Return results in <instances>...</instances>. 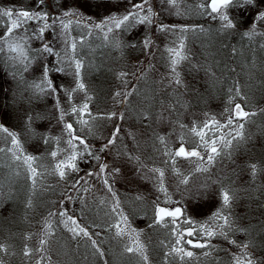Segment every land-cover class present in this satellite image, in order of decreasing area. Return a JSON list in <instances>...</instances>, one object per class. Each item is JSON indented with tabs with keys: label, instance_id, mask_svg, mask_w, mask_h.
Masks as SVG:
<instances>
[{
	"label": "rangeland",
	"instance_id": "374dc122",
	"mask_svg": "<svg viewBox=\"0 0 264 264\" xmlns=\"http://www.w3.org/2000/svg\"><path fill=\"white\" fill-rule=\"evenodd\" d=\"M15 1H19V3H21L20 5L25 3L29 8L28 11L30 12H47L49 14V17L51 18H55L57 16L62 17L63 13L65 11H68L70 13L77 14L79 17H82L83 20L79 24H77V22L73 20V23L66 31L61 28L59 20L56 21L55 25H52V19H49L47 21L39 20L29 22L27 25H25V27L28 29L26 33L22 28L19 29L18 32L15 33V35L24 36L25 39L24 41H22V43L26 42V54L32 57H36V59H33L31 61L27 71L23 70V63H27V61H24L22 63V58L18 53L14 59L12 58L13 61L9 57L10 61H12L14 64L8 71H6V69L4 68L5 63L1 64V66L4 67L1 69L0 73V102L3 100V102H1L2 104L0 103V125H3V127L7 128L10 132L16 134V137L20 142V149H15V147L11 144V138L8 137L7 133L3 132L2 130H0V148L13 149V151L16 152V155L19 156L27 155L36 157L37 159L34 161L33 167L37 169L38 175L36 176L35 186H33L31 174L28 171L27 166L23 163V159H15L13 157V152H0V186H2V188L6 187L3 190L4 193L7 190L9 191L8 199L4 200L3 195V201H0V229L5 228L3 229L4 233H2L3 237L0 238V245L3 246V250H0V256L9 255L11 258L16 255V261H14L13 264H23L22 259L28 261L26 264H29V261L31 262V264H37V261H40L41 264H48V262H44V259L49 260V264H133L131 263V252L125 251V246L132 247L133 249H137L138 245L143 246L144 242L140 236V232L143 226V222H141V219L144 220V217L148 215L144 214L145 216L142 215L141 217L136 216V213H134L133 210L141 209L143 212L145 208H148V205L140 199L138 192L152 189V178L154 176L152 175V173L146 175L148 167L150 170L159 168L157 167V165L145 164L141 160H138V155L133 156L130 145H126V142L124 141V134L121 131V128L115 144L113 146H110V148L108 150H105L104 152L100 151V148L107 142V140L112 138V133L113 131H115L118 123V118L116 116L112 119H107L106 116H97L96 119H93L92 116L86 114L83 116V119L89 122V125H91V128H89L88 126L80 123L79 118L76 115L72 114V106L82 105L86 101V95L88 97H91L93 96L95 90H98L99 92H101L102 90L101 86L97 82L95 83V77H93L92 75L89 76V72L92 69L88 68L86 71L85 67H93L100 64V66L104 65L105 67L114 69L116 65H118L120 62L125 61V59L127 58L129 60V63H138V68L143 69L141 70L142 72L149 69L150 66L153 65L156 56H158L165 63H170L168 59L169 54L167 52V49L178 48L180 42L183 41L184 49L188 54H190V49L197 50L196 48L203 47L201 52L197 55H203L202 67L205 68L202 71L199 69L197 75L201 78H208L212 75V71L209 69L212 64L215 66L220 63V61H218L219 57L216 55V49L219 46L216 34L219 32H224V34L237 39L238 36H240L241 34H245V32H249L250 29H247L246 26H244V28L243 26L237 27L238 29H236V32L234 31V27L236 26L225 29L222 26L224 22L219 18V16L211 13L210 9L205 11L201 7V5L204 3V0H177L179 11H177L176 8H172L170 10L169 5L162 4L161 0H149V3L156 12V15L152 17V23L150 25L140 24L139 26L141 43L143 44V46L140 45L139 48L141 49V51L138 54L139 57L137 60H134L135 58L133 55L130 58V55L126 57L125 53L129 51V48H132V45L129 44L132 32L129 29L124 32L114 30L113 33H108V38L105 39L107 28L96 29L94 25L103 21L106 17H109L111 15L122 17L128 10L131 9V4L139 3L140 0H131V3L129 2V0H44V3L42 5L36 3L35 0ZM12 2L13 0H0V9L8 10L9 6H12L14 4ZM12 9L14 10V8ZM14 11L19 12V10ZM259 11H264V0H255V3L251 5L250 12L246 16L249 26L254 23V18ZM225 14L230 17L234 25L237 24L236 18L239 20L240 18L244 17L241 11V7L237 6L228 8ZM214 16H216V18H213ZM14 18L15 15L13 16V19ZM67 21L68 18L65 17L64 22L67 23ZM45 23H48L52 26L45 30L43 39L41 40L32 38L31 40H28V37L32 36L33 31L38 30L40 27H43ZM161 23L170 26L175 25L176 29L175 31L170 32L157 31L156 26ZM181 28H187L188 30L189 28L197 29L196 31L198 32V34L194 37H191L189 35L186 36L184 33L181 34ZM256 28L258 29V32H262L264 31V24L256 22ZM4 30L6 29L4 28ZM260 35L261 34H259V36ZM146 39H150L152 42L147 48L144 44ZM65 40H67L68 42L67 45L65 44ZM116 40L120 42L119 47H116L114 44ZM199 40L201 41V44H199ZM254 41L250 42L255 46V48H251L249 52L254 54V59L258 57V60L257 63L255 62V65H252V62L254 60L251 62L252 68H254V70H251L253 71V73L258 74L256 70L260 68V76L258 77H260L261 83H263L264 45L260 44V42L262 41ZM72 42L76 43L75 52H73L71 48ZM43 43H48L54 49V52L59 54V58L56 55L39 53L37 49H39ZM246 45L247 44L244 43L240 47L235 46V49L239 51L246 47H250ZM66 52L68 55H71L73 59H79L82 61L83 66L80 70L79 80L85 85L86 89V92H71V100L69 99L68 91L76 88V77L73 75L74 63L72 64V67H69V64L71 62L69 61ZM240 52L242 53V51ZM260 55L262 64L260 63ZM85 57L92 58L91 62L88 63L86 60H83ZM196 58L201 59V57ZM58 60L61 62L58 63ZM5 61H8V59H6ZM197 61L198 60L195 61L192 58H188L178 64L179 67L176 72L179 74L180 81L181 79H186L184 77H190V80H192L191 77L194 78V76H192L193 74L188 75L185 73V70L188 69L190 65L193 66V63ZM44 64H48L50 68L56 66L63 67L65 69V71L63 72L53 71L48 74V79L54 83L57 89V91L54 93H42L39 89L32 87L33 84L40 83L43 75ZM221 65L223 66V61H221ZM14 66L16 67V69H13ZM231 68H233L232 65ZM67 70L68 72H66ZM141 72L139 73V75L141 74ZM121 73H124V71ZM127 74L128 78L130 77V75H132V80H134L136 77L135 74H130L128 72ZM166 75L170 80L176 82L177 77L175 76V74H173L172 70H170ZM4 76L6 78H4ZM120 77L123 81L125 80V77ZM117 81H113L115 82L114 84L109 80V78L105 79V85L103 86L104 90L109 91V89H113ZM232 81L233 79L231 78V82ZM134 82L135 80L131 82V86H133ZM67 83H70V86L72 84V86L70 89H68V91H65V85ZM111 83L112 85H110ZM179 84L188 86V89H183L185 93L190 94L191 92H198V90L192 89L194 85L190 83L186 84L181 82ZM202 85H205V83H203ZM120 86L122 92H126L128 91V88H130V86H127V84L125 85L121 83ZM214 87L216 88L219 86ZM221 89H213L215 90L213 93H220L219 91H221ZM140 91L141 94H144L142 96L144 98L147 94L150 93L151 88H144L141 86V89H138V86H136L132 89L133 95H137ZM228 91H230V87H228ZM178 92L182 93V91L180 90H178ZM176 94L177 91L170 96L175 97ZM114 95L115 92L111 94V98ZM196 95L200 96L199 93H197ZM247 95L248 93L246 92V90L242 89L239 91V94H236V99L238 97L241 98V100H239L240 102L242 100H248ZM255 97L256 95L254 96V98ZM218 98L222 99L221 96H218ZM130 99L131 98H129L128 100ZM240 102H233L231 104V110H233L235 104H238ZM248 102H250V100H248L247 103ZM255 102L256 103L253 106H255L257 109L254 112L250 109L249 103H244V105L240 103L242 107L246 109L249 108L250 115L247 118L241 119L236 123L243 124L244 128L246 124L255 126L258 123V116L256 115L259 113L261 108H263L262 113H264V101H262V97H259L255 100ZM226 109H228V107H226ZM62 111L67 113L63 116V119H61ZM122 113L125 115H123L124 121L123 119L122 121L126 125L132 121L145 122L147 121L148 116L151 115L150 111L145 112L142 110H126L122 111ZM232 115L234 116L233 112ZM175 116L178 115L175 114ZM38 122L39 128H46L51 130L58 129L61 131L65 138L63 137V143L61 142L60 144H54L56 146L55 149H53L52 147L49 148L46 145V148H43L42 151L39 152V154H30L29 151L22 150V146H25L28 150H30L33 147L32 145L36 143V139L33 140L36 135L32 133L35 132V127L37 126L36 123ZM25 123L26 125L24 126ZM66 123L73 124L75 134L85 139L86 144L90 146L91 152L98 156L99 160H96L85 153V157H83L82 159L79 158V160H77L78 171L70 172L66 179L61 180L58 175L54 174V169L56 163L60 160L66 159V157L71 152V148L67 143V141L70 139V136L65 129ZM254 130H256V127H254ZM254 130H249L247 132L246 130L244 131L242 129H239L238 127L232 129L233 132L242 131L243 139H240L241 144H243L244 146H247V139L245 138L252 139V133L255 132ZM216 131L217 137H226L227 139H230L228 135L226 136L227 129L221 127ZM208 136H211V132H208ZM142 140L145 144L146 142L144 140H147V138ZM74 144L80 151L84 150L83 146L79 145V141H74ZM133 144L137 145L135 143ZM180 144L181 143H176L174 145V152L180 147ZM185 147L186 150H192V147ZM53 151L57 152L56 158H53L51 156V152ZM199 151L204 154L203 147ZM219 156H221L222 161L228 158L224 155ZM196 160L197 163H201L197 158ZM219 163L220 162H218V168L224 166V164ZM236 163L234 164V166L236 165ZM100 164L108 165L105 174H101L99 176L93 175L91 177L86 175L89 171L99 173ZM140 165H142V171L139 167ZM145 165L148 166L147 169ZM253 165L254 164H250L248 169L253 170ZM114 168H118L119 172H113L112 170ZM81 177H83L84 180H87L88 183L85 184L83 180L81 181V184L77 186L80 190L75 191L76 193H78V195L76 196L75 194H73V196L77 197L76 203L72 202V199L68 200L70 210L68 208H66V210L68 214L73 216L79 224H81L82 226H87V230L92 236V239L97 241L96 247L99 248L100 251L97 252L96 248H93L91 246V241L88 239L85 243L81 242V239L78 237L76 239H73L72 233L68 231V228H66L65 239H62V242L58 243L59 246L57 249H59V251L57 252V260L54 261L52 259L51 261L50 258H45L44 255L46 252L47 243L43 246L42 251L37 252L36 249L41 248V245L39 243L41 239H45L48 242V247L50 248V241L47 240L46 237L49 232L48 227L50 224H53V221H49V215L50 213L65 209V207L60 203L61 200H65L64 198H62V191L56 192L55 181L52 179H60V186H65L70 182L72 183L73 180H79ZM164 177L165 173L163 176V180ZM167 177L172 180L170 175H168ZM105 178L108 179V182L111 185V192L104 184ZM158 184L159 186H161L160 180L158 181ZM126 187L127 190H125ZM85 188H87L88 191H84ZM48 191L50 192L49 195L46 194V192ZM67 192V196H69L71 193L70 191ZM113 193H115V196L113 195ZM58 196H61V199L59 201V204H56L54 197ZM124 196H126V198L122 200ZM82 200L83 202H81ZM117 201H119V208L116 210V212H113V207ZM156 204L157 203H153L151 207V215L153 217H155ZM11 206L15 207L16 209ZM125 208L127 210H125ZM121 212L123 213V216L127 217L126 224L121 220V217L119 215V213ZM184 213L186 214L187 212L184 211ZM118 222L119 229L124 230L123 234L120 236H117L116 234L118 231V228L116 227ZM63 225L65 226L64 223ZM201 225L206 226L205 223L197 224L196 222L185 224L183 227L185 229H195V234L193 236H187L185 234L183 237L184 241L192 240L200 241V243H204L205 241L211 242L212 238L205 236L201 231ZM29 226H31V229L28 228ZM20 228H28V231L22 233L18 232V229ZM29 230L33 231L32 236L29 233ZM9 231H16V235L18 236V238L17 241L15 240V242L23 244L21 249L18 250L17 253L14 252V249L10 248L11 243L6 237V234ZM229 231L234 235V237H236L235 230ZM171 235H173L172 230H170L169 228L168 230H166V235L164 236V238H171ZM250 235V237H252L253 239L250 237L240 239V237L238 236L237 240L240 243V249L236 247L230 250V253L241 254L249 253V251H251V253H253V255L257 257L256 264H264V255H260L261 251H264L262 249L264 248V240L258 237L256 239V236L254 234L252 235V233ZM30 239H32V245L31 247H29V250L26 242ZM224 239L228 241V239L231 238L225 237ZM244 241H246V243ZM171 242H173V240ZM241 245L243 246L242 249ZM179 247L187 248L190 250L188 245H186V243H184L183 241L179 245ZM26 248L31 253L29 256H25L24 254ZM55 249L56 246L53 247V251ZM199 249L204 250L205 248ZM190 251L194 250L191 249ZM42 256L44 257V259H41ZM140 258L141 257L139 255L138 259L140 264H145L144 261H140ZM248 258L251 260L254 257L248 256ZM237 259H239L240 263H243V259H246V257L239 256ZM237 259L235 260L236 262ZM148 262L149 261H147L146 264H149ZM2 263L9 264L4 262ZM177 263H179V260L177 261ZM186 264L193 263L189 260Z\"/></svg>",
	"mask_w": 264,
	"mask_h": 264
},
{
	"label": "trees",
	"instance_id": "16d2710c",
	"mask_svg": "<svg viewBox=\"0 0 264 264\" xmlns=\"http://www.w3.org/2000/svg\"><path fill=\"white\" fill-rule=\"evenodd\" d=\"M35 2L39 4V0H35ZM12 3L14 4L12 6H9V9L14 8V10L19 11L29 10L25 3L20 5L21 3H19V1L16 2L15 0H13ZM250 9L251 5H246L245 7L241 8L244 17L240 18L239 20L236 18L237 24L234 25L236 26L234 27L235 32L236 29H238L237 27L239 26H243V28L244 26H246L247 29L251 30L252 25L249 26L246 19V16L250 12ZM6 22H8L7 17H4L2 20H0V37L4 35L3 32H5V30L3 25ZM139 26L140 24L137 23L134 27L129 29L132 32L131 40L129 42V44L132 45V48H129V51L125 52L126 57L130 55L131 58V56L133 55L135 58L134 60H137L139 57L138 54L141 51V49L139 48L140 45L143 46V44L141 43ZM196 30L197 29L189 28V30L185 31L184 34L186 36L189 35L191 37H194L198 34ZM257 30L258 29L256 28V34L254 36L239 34L240 36H238L237 39L224 34V32L217 33L216 38H218L217 41L219 46L216 49V55L219 57L218 61H220V63L215 66L212 64V66L209 68L212 71V75L208 78H201L197 75L199 69L202 71L205 68L202 67L203 55H197L201 52L203 47H198L196 48L197 50L190 49V54H188V56L191 57L188 58H192L193 60L198 61L194 62L193 66L190 65L188 69L185 70V73L188 75L193 74L192 76H194V78L191 77V79L193 80L192 81L189 79L190 77H184L189 80L181 79L180 81V83H190L194 85L192 89L198 90V92H191L190 94L183 91V89H188V86L178 84L168 78L166 74L171 70L170 63H165L158 56H156V60L154 59L153 65L150 66L149 69L142 72L141 70L143 69L138 68V63H129V60L127 58L125 59V61L120 62L118 65H116L114 69L105 67L104 65L100 66V64L93 67H85L86 71L88 68L92 69L89 72V76L92 75L93 77H95V83L97 82L102 88L101 92L95 90L93 96H91V100L88 101V104H90L89 112L91 113V116L105 117L108 113H117V125H119L121 131L124 134V141L126 142V145H130L133 156L138 155V160H141L145 164L157 165V167L159 169L162 168L165 173V177L163 180V188L165 189V191H161V186H159L158 184V181L160 180L158 177V173L152 172L149 167L145 165L146 169L148 167L146 175L152 173V175L154 176L152 178L153 186L151 190L147 189L146 191L144 190L138 192V195L140 199L148 205V208H145L143 212L141 209L133 210L134 213H136V216L141 217L142 215L145 216L144 214H148L144 217V220L141 219V222H143V226L140 232V236L144 242L142 249L143 254L148 257L147 261H149V264H186L189 260L193 264H237L235 260L239 256L246 257V259H243V263L240 264H248L249 261H251V264L257 263V257H255L253 253H251V251H249V253L240 254L230 253V250L236 247L240 249V243L237 240L238 236L240 237V239H243L245 237L248 238L252 233V235L254 234L256 236V239L258 237L264 240L263 108H261L259 113L256 115L258 116V123L255 126L246 124L245 128L243 127L244 129H242L248 132L249 130H254V127H256V130H254L255 132L252 133L253 136L251 134L252 139L245 138L247 139V146L241 144L240 138L242 137H238L232 140L231 147L225 148L220 154L222 156L224 155L228 157L223 161L221 159V156H218L211 164H208L206 162L197 163V160L194 157L184 158L175 157L174 155L170 157L166 154L167 152L174 153L173 149L176 143L179 144L183 142L185 146H189L192 148H194L195 145L201 143L199 137L191 133L190 131L194 124L202 128L206 120L209 123L214 120L216 122H219L221 125H225L229 119V112L226 111V107H228V109L231 111V104L235 101L240 102L239 100H241V98L239 97L236 99L237 89L239 91L242 89L246 90V92L248 93V100H250V102L248 103L250 105V109L253 110V112L257 109L255 106H253L256 103L255 100L259 97H262V101H264V82L261 83L260 77H258L260 76V68L256 70L258 74L253 73L252 71L254 70V68H252V65H255V62L257 63L258 57L254 59V54L249 52L251 48H255V46L250 41H262L263 43L260 42V44L264 45V31L258 32ZM259 34L261 35L259 36ZM244 43L247 44L246 46L250 47H246L239 51L235 49V46L240 47ZM199 44H201V41L199 42ZM240 51H242V53ZM16 55V52L9 51L7 50V48H5L4 52H0V73L1 69L4 67H2L1 64L5 63L4 68L6 69V71H8L13 65L12 58L14 59ZM9 57L12 61H10ZM196 57H201V59H197ZM6 59H8V61H5ZM83 60H86L88 63H90L92 58L85 57ZM221 61H223V66L221 65ZM260 63L262 64L261 55ZM231 65L233 68H231ZM178 67L179 66L177 65L176 70L178 69ZM120 71L136 75L135 79L133 78L135 80L133 86H131V82L134 81L132 80V75H130L129 78L128 74L126 76H122L125 77V80L123 81L120 77ZM139 71L141 72L140 75ZM66 72H68V70ZM4 78L6 77L4 76ZM108 78L112 82L118 80L115 87L113 89H109V91L104 90L103 88V86L105 85V79ZM231 78L233 79L232 82ZM113 83L115 84V82ZM121 83L125 85L127 84V86L129 85L130 88H128V91L126 92L132 93L127 97V102L123 105L119 103L121 97H117L116 95H114L111 98V94L113 92H115V94L117 92L125 93L121 90ZM203 83H205V85H202ZM110 85H112V83ZM71 86L70 83H67L65 85V89L68 90L71 88ZM136 86H138V89H141V86L144 88L150 87L151 91L144 98L142 97L144 94H141V91L137 95H133L132 89ZM214 86L219 87L215 88ZM228 87H230V91H228ZM213 89H221V91H219L220 93H213L215 91ZM178 90L182 91V93H179ZM176 91L177 94L175 97L170 96ZM197 93H199L200 96L196 95ZM255 95L256 97L254 98ZM218 96H221L222 99L218 98ZM129 98L131 99L128 100ZM248 100H242L240 103L244 105V103L246 104ZM1 102H3V100ZM247 109L249 110V108ZM126 110H142L145 112L150 111L151 115L148 116V119L145 122L132 121L126 125L123 122L125 115L123 116V121L119 118V114L122 113V111ZM175 114H177L178 116H175ZM240 120L241 119H237L235 123L230 127H223L227 129V134L229 132L231 133V136H229L230 139H232V137L236 135V132H233L232 129L238 127L239 124L236 122H239ZM25 125L26 123L24 124V126ZM36 125L37 126L35 127V132L32 133L36 135V137L33 138V140L36 139L35 148L32 147L30 150H28L25 146H22V150L29 151L30 154H39V152H41L43 148H46V145L49 148L52 147L53 149H55L56 146L54 144H60L65 138L61 131L58 129L51 130L46 128H39V122L36 123ZM181 125H184V127L181 128ZM182 135L186 137L184 141H181L180 139ZM160 136L166 138L164 144H162L157 139V137ZM145 138H147V140H144L146 142L144 144L142 139ZM133 143L137 145H134ZM165 144L167 146H165ZM85 156L86 154H84L83 157ZM218 162H220L219 164H224V166L218 168ZM235 163L236 165L234 166ZM198 164H200L201 167L207 168V171H196L195 169L197 168ZM250 164L255 165V174L253 173V170L248 169ZM142 165L139 166L141 168V171L143 170ZM168 175L171 176L172 180L167 177ZM185 176H187L188 179L187 184L181 182ZM52 180L55 181L56 192L62 191V198L65 199L63 200L64 204L62 205L65 207L64 210H66V208L69 209V201L66 199L68 193L67 191H70V196L73 197L72 202L76 203V196L78 195V193H76L75 191L77 190H73L70 187L71 182L66 184L67 186H60V179L54 178ZM74 181L75 180H73V182ZM5 188L6 187L2 188V186H0V201H3V195L4 200L8 199L9 191L7 190L4 193L3 190ZM222 188L230 189L231 193L234 194V198L231 201L230 207L227 209H223L221 213L223 216L229 217L230 224H225L223 219L215 222L223 225V234H220L221 229L215 228L212 217L214 213L222 209V199L220 196V191ZM125 190H127V187ZM46 194L49 195L50 192L48 191L46 192ZM73 194H75L76 196H73ZM54 198L56 204H59L61 196ZM125 198L126 196H124L122 200H124ZM168 200H170V202H166ZM153 203H159L160 205L163 204L167 206H174V204L182 206L183 212L186 211L187 213H184V217L180 218L179 223H183L185 219H188L191 222H196L197 224L205 223L206 226H213L217 234L211 237V242L208 241L209 247H206L204 250H202L186 243L190 250H194L192 251L193 256L191 258L185 257L184 259H181L180 254L172 251L173 248L179 247V245L175 243L176 237L171 235V238H164V236L166 235V230H168L169 228L170 230H172L174 225L171 224L170 218H166V221L168 222L164 224H156L154 222V217L151 215V207ZM13 208L16 209L15 207ZM125 210L127 209L125 208ZM49 221H53V224H50V227H48L49 232L46 237V239L50 241V248L48 247L47 242L46 252L44 255L45 258L48 257L51 259V261L52 259L55 261L57 260V252L59 251V249H57L59 246L58 243L62 242V239H65V231L67 227L63 225V219L59 215H49ZM184 225L185 224H183V226ZM28 228L31 229V226H29ZM28 228H20L18 229V232H26L28 231ZM3 229L5 228L0 229V238L3 237ZM229 230H235L236 237H234V235L231 234ZM29 233L31 234V236L33 235V231L29 230ZM6 237L11 243L10 248L14 249V252L17 253V251L21 249L23 244L15 242V240L17 241L18 238V236L16 235V231H9L6 234ZM225 237L231 239H228L227 241L226 239H224ZM78 238L81 239V242L85 243L87 241V238ZM172 240L173 242H171ZM231 241L237 243L233 244L231 243ZM244 242L246 243V241ZM26 245L29 249V247H31L32 245V239L28 240L26 242ZM54 246H56V249L53 251ZM242 248L243 246L241 245V249ZM184 249L190 251L187 248ZM262 249L264 250V248ZM139 255L141 257L140 251L131 252V263L138 264ZM260 255H264V251H261ZM15 256L16 255L11 258L9 255L0 256V264H3L2 262L13 264L14 261H16ZM248 256H253L254 258L250 260ZM178 260L179 263H177ZM22 261L23 264H26L28 262L24 259H22ZM140 261H143L142 258H140ZM44 262H48L49 264L50 261L44 259ZM29 264H31L30 261Z\"/></svg>",
	"mask_w": 264,
	"mask_h": 264
},
{
	"label": "snow or ice",
	"instance_id": "6c2138e0",
	"mask_svg": "<svg viewBox=\"0 0 264 264\" xmlns=\"http://www.w3.org/2000/svg\"><path fill=\"white\" fill-rule=\"evenodd\" d=\"M129 2L131 3V0H129ZM43 3H44V0H39V4L42 5ZM161 3L169 5L170 10L172 8H176L177 11H179L177 0H161ZM254 3H255V0H204V3L201 5V7L205 11L210 9L211 13L216 14V16H219V18L224 22L222 26L225 29H228V28L234 27V24L232 20L230 19V17L225 14L226 10L233 6L243 8L246 5H252ZM14 15H15V18L13 19ZM155 15H156V12L150 5L149 0H140L139 3L131 4V9L128 10L122 17H119L117 15H111L109 17H106L103 21L96 23L94 27L96 29L107 28V32L105 33V39H107L108 33H113L114 30L124 32L134 27L135 24L137 23L150 25L152 23V17ZM216 16H214L213 18H216ZM4 17H7L9 19V22L4 23L3 25V27L6 30L4 32V35L0 37V52H4L5 48H7V50L9 51L18 53L19 56L22 58V63L24 61H27V63H23L24 71H27L29 64L31 63L33 59H36V57H32L26 54L27 52L26 47H25L26 42L22 43V41H24L25 39L24 36L15 35V33H17L19 29L23 28L24 32L26 33L28 29L25 27V25H27L29 22L39 21V20L47 21L49 19H52V25H55L56 21L59 20L61 24V28L66 31L73 23V20H75L77 24L81 23L83 20L82 17H79L77 14L70 13L68 11H65L62 17L57 16L55 18H51L49 17V14L47 12H30L28 10H21L19 12H15L13 9H8V10L0 9V20H2ZM65 17L68 18L67 23L64 22ZM256 22L264 24V11L257 12L254 18V23L251 26V30L249 32H245V35L254 36L256 34ZM52 25L45 23L43 27H40L38 30H34L32 33V36L28 37V40H31L32 38L42 40L45 30L51 27ZM156 27H157V31H160V32H170V31H175L176 29L175 25L170 26V25H166L163 23L158 24ZM187 30H188L187 28H181L180 32L181 34H183ZM67 43H68L67 40H65L66 45ZM151 43L152 42L150 39H146L144 42L145 47L146 48L149 47ZM114 44L116 47L120 46V42L118 40H116ZM71 48L73 52H75V49H76L75 42H72ZM37 51L41 54L48 53L49 55H56L59 58V54L55 53L54 49L48 43H43L41 47L37 49ZM167 52L169 54L168 59L170 61L171 70L173 74H175V76L177 77L176 83L179 84L180 83L179 74L176 72V67L181 61L188 59V53L184 49L183 41L180 42L178 48H168ZM66 55L68 56V59L71 62L69 64V67H72V64L74 63L75 70H74L73 75L76 77V88L72 89L71 91L65 90V91H68L69 99L71 100V92H74V91H85L86 92V89H85V85L79 80L80 70L83 66L82 61L79 59H73V57L71 55H68L67 52H66ZM60 62L61 61L58 60V63ZM53 71L63 72L65 71V69L63 67H56V66L50 68L48 64H44L43 65V75H42L40 83L33 84L32 87L39 89L40 92L42 93L56 92L57 91L56 86L51 80L48 79V74ZM126 75L127 73H121V76H126ZM131 94H132L131 92H125V93L117 92L115 95L117 97H121V99L119 100V103L123 105L127 102V97ZM237 94H239L238 89H237ZM90 100H91V97H88L86 95V101L82 105L71 107L72 114L76 115L79 118L80 123H82L85 126H88L89 128H91V125H89V122L87 120L83 119V116L86 114L91 116V113L89 112V104H88V101ZM226 111L229 112V119L225 125H221L219 122H216L214 120L211 123H209L206 120L202 128L195 124L192 126V128L190 129L191 133L198 136L201 141V143L195 145V147L192 148V150H186V147L184 143L182 142L180 147L176 149L174 153L167 152L166 154L169 155L170 157L173 155L175 157H184V158L194 157V158H197L200 162H206L208 164H211L223 152L225 148L231 147L232 140L238 137H242V131H237L236 135L232 137V139H227L226 137H217L216 130L220 129L221 127H230L231 125L235 123L237 119H245L250 115L248 112L243 110L240 104H236L233 110L230 111L226 109ZM232 112H234L235 114L234 116L232 115ZM66 114L67 113L62 111L61 119H63V116ZM116 115L117 113L111 112L107 114L106 118L112 119ZM123 115H124L123 113L119 114L121 119H123ZM92 118L96 119V117H92ZM183 127L184 125H181V128ZM243 127H244L243 124L238 125L239 129H243ZM65 129L68 132V135L70 136V139L67 141V143L69 147L71 148V152L66 157V159L60 160L59 162H57L55 165V169H54V174L58 175L61 180L66 179V177L69 175L70 172L78 171L77 160L78 158L82 159L85 153H87L92 158L99 160V157L91 152L90 146L86 144L85 139L75 134V130L73 128L72 123H66ZM0 130L7 133L8 137L11 138V144L15 147V149L19 150L20 142L18 141L16 134L13 132H10L7 128L3 127V125H0ZM119 131H120V127L119 125H117L115 131H113L112 133V138L108 139L107 142L100 148L101 152L108 150L110 146H113L115 144V141L118 138ZM208 132H211V136H208ZM227 135L231 136V133L229 132ZM185 138L186 137L183 135L180 137L181 141H184ZM157 139L162 144H164L166 141V138L163 136L157 137ZM74 141H79V145H82L84 150L80 151L74 144ZM165 146L167 145L165 144ZM201 147H203L204 149V154H202L199 151ZM0 152H13V157L15 159H18V160L23 159V163L27 166V169L31 174V178L33 180V186H35L36 176L38 175V173H37V169L33 167V163L37 159L36 157L27 156V155H23V156L16 155V152L10 148H0ZM51 156L53 158H56L57 152L56 151L51 152ZM107 168H108L107 164H100L99 173H94L92 171H89L86 175L89 177L93 175L99 176L101 174H105ZM195 170L196 171H207V168L201 167L200 164H198ZM112 171L119 172V169L114 168ZM151 171L154 173H159L160 185H161L160 190L165 191V189L163 188L164 171L162 169H156V168L151 169ZM255 171H256V168H255V165H253L254 174H255ZM82 180L84 181L85 184L88 183L87 180H84V178L81 177L79 180L72 182L70 187L73 190L79 191L80 189L77 186L81 184ZM181 182L187 184L188 182L187 176H185ZM104 184L108 188V190L111 192L112 188L107 178L104 179ZM84 191H88V189L85 188ZM113 195L115 196V193H113ZM220 196L222 199V209L213 214L212 221H213V224L215 225V228L221 229L220 234H223V225H220L215 222L220 219H223L225 224H230L229 217L223 216L221 213L223 209H227L230 207L231 201L234 198V194L231 193L230 189L222 188L220 191ZM66 199L71 200L73 199V197L69 195L66 197ZM81 202H83V200ZM166 202H170V200ZM60 203L61 205H63L64 201L61 200ZM118 208H119V201H117L116 204L114 205L113 212H116ZM50 215H59L63 219V223L68 228V231L72 233L73 239H76L77 237L87 238L88 240L91 241V246L93 248H96L97 252L100 251L99 248L96 247L97 241L92 239V236L87 230V226H82L81 224H79L73 216L68 214L67 210H58L55 213H50ZM119 215L121 217V220L126 224L127 217L123 216L122 212L119 213ZM182 217H184V212L180 208L169 209L166 207H161L159 203H157L155 206L154 222L156 224H164L168 222L166 221V218H170L171 224L174 225V227L172 228V234L176 237L175 243L177 245H180L183 241L184 243H187L197 248L209 247V244L207 241H205L204 243H200V242L194 243L192 240L184 241L183 239L184 235L186 234L187 236H193L195 234V229H191V228L185 229L183 227V224H189L191 223V221L188 219H185L183 223H179V220ZM116 227L118 228V231L116 233L117 236L122 235L124 230L119 229V222L117 223ZM200 228L203 234L207 237H212L217 234V232L214 230L213 226L211 225L209 226L201 225ZM39 243L41 245V248L36 249L37 252H40L43 250V246L47 243V241L45 239H41ZM231 243H235V242L231 241ZM142 249H143V246H140V245H138L137 249H133L132 247L125 246V251L127 252L140 251L141 258L146 264L148 257L143 254ZM0 250H3L2 245H0ZM172 251L180 254L181 259H184L185 257L191 258L193 256L192 251H187L182 247L173 248ZM24 254L25 256H29L31 253L26 248ZM41 259H44V257L42 256ZM37 264H41V262L37 261ZM237 264H240L239 259H237ZM248 264H251V261H249Z\"/></svg>",
	"mask_w": 264,
	"mask_h": 264
},
{
	"label": "water",
	"instance_id": "95a60500",
	"mask_svg": "<svg viewBox=\"0 0 264 264\" xmlns=\"http://www.w3.org/2000/svg\"><path fill=\"white\" fill-rule=\"evenodd\" d=\"M236 105V104H235ZM235 108V106L233 107V109ZM243 108V107H242ZM243 110L244 111H246V112H248V110L247 109H244L243 108ZM234 113V112H233ZM235 115V114H234ZM161 207H166V206H163V205H161ZM166 208H168V207H166ZM175 208H180V206H175V207H173V208H169V209H175ZM181 209V208H180ZM194 243H196V242H200V241H193Z\"/></svg>",
	"mask_w": 264,
	"mask_h": 264
},
{
	"label": "bare ground",
	"instance_id": "6f19581e",
	"mask_svg": "<svg viewBox=\"0 0 264 264\" xmlns=\"http://www.w3.org/2000/svg\"><path fill=\"white\" fill-rule=\"evenodd\" d=\"M13 63V62H12ZM14 64V63H13ZM13 69H16V67L14 66ZM15 72V71H14ZM16 73V72H15ZM19 73V72H18ZM35 148V144L32 145ZM264 176V175H263Z\"/></svg>",
	"mask_w": 264,
	"mask_h": 264
}]
</instances>
